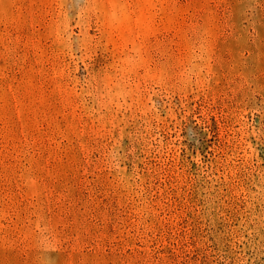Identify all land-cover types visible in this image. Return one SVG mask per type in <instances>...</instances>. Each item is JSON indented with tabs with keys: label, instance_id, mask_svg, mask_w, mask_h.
Wrapping results in <instances>:
<instances>
[{
	"label": "rangeland",
	"instance_id": "374dc122",
	"mask_svg": "<svg viewBox=\"0 0 264 264\" xmlns=\"http://www.w3.org/2000/svg\"><path fill=\"white\" fill-rule=\"evenodd\" d=\"M0 264H264V0H0Z\"/></svg>",
	"mask_w": 264,
	"mask_h": 264
}]
</instances>
